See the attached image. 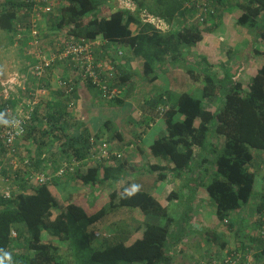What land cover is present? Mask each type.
<instances>
[{"label": "trees", "instance_id": "16d2710c", "mask_svg": "<svg viewBox=\"0 0 264 264\" xmlns=\"http://www.w3.org/2000/svg\"><path fill=\"white\" fill-rule=\"evenodd\" d=\"M64 1L66 5L61 7L60 15L50 14L49 27L57 32L67 30L81 39L105 40L101 46L106 51L104 57L107 56L116 72L110 85L122 88V93L103 97L90 79L82 85L96 90L114 105L130 103L136 107L155 98L150 102L155 115L143 120L141 144H148L150 152L168 160L169 166L155 165L152 170L161 180L173 172L178 176L189 172L193 183L207 191L220 221L228 219V225H235L233 214L244 209L254 194L258 154L264 153V0L236 4L241 10L238 24L256 28L252 34L256 39L252 54L243 65L256 67L257 72L246 83L234 80L238 67L235 73L225 70L220 77V73L212 70L214 64L208 58L204 64L201 56H192L193 59L187 56V47L198 43L203 36L199 27L189 24L183 0H134L138 8L134 12L119 8L113 0ZM108 1L111 4L102 11L101 5ZM23 9L22 4L13 0L6 4L0 10L1 31L12 32ZM143 9L163 17L172 28L159 31L144 22L139 14ZM120 46L140 57L135 69L124 68L121 57H125V52L118 53ZM173 67L182 73L174 79L175 86L153 95L160 74ZM79 85L67 94L60 88L62 98L83 96ZM216 98H221V104L213 109ZM164 102L170 106L158 118L156 109ZM64 107L65 104L48 102L41 109L38 106L35 120L46 108L47 123L39 120L23 137L35 146L29 157L36 170H43L42 156L56 145L63 157L82 160L93 146L91 138L100 141L101 133L94 134L75 118L72 120L77 124L76 129L71 132ZM5 117L2 105L0 121ZM111 123V120L105 122L112 132L107 142L121 139L118 128ZM5 151L0 142V171L7 172L1 159ZM111 160L115 161L114 165L108 164ZM128 164L124 157L112 156L110 160L91 164L87 172L78 168L73 173L84 185L117 183L109 195L102 192L96 199L87 189L74 198L71 195L64 198L58 180L33 186L29 191L22 183L24 190L12 199L0 195V264H71L72 260L65 258L61 249L62 241L68 242V248L80 252V256L87 252L91 264H171L168 254L171 228L177 221L173 213L180 204L182 187L167 186L170 206L164 205L152 191L134 187L132 179L126 176ZM257 198L253 207L258 212L259 226L260 213L264 212V190ZM121 208H126L139 221L138 225L127 234H105L104 223ZM190 210L188 202V211L180 219L188 223ZM13 230L16 237H12ZM96 231L102 237L100 242L96 241L99 238Z\"/></svg>", "mask_w": 264, "mask_h": 264}, {"label": "crops", "instance_id": "0c3cea01", "mask_svg": "<svg viewBox=\"0 0 264 264\" xmlns=\"http://www.w3.org/2000/svg\"><path fill=\"white\" fill-rule=\"evenodd\" d=\"M236 6L231 5L230 8H234ZM229 9V8H228ZM229 12V11H228ZM231 12V11H230ZM222 14L221 20L219 22H214V28L225 25L227 18V11ZM50 28L49 26H47ZM212 27V25H211ZM211 27L202 30V36L206 31H212L214 28ZM248 28V27H247ZM51 29V28H50ZM236 30L238 34L243 35V30H240L236 26ZM48 33V34H47ZM42 34L47 40L51 38L52 31L45 28L42 30ZM1 37H5L8 35L7 33L0 31ZM225 35V33L223 34ZM241 35V36H242ZM202 37V39H203ZM250 38V44L246 42V40L236 41L237 46H231V44H227L225 47L223 40L220 39L221 45L224 55L227 59H218V49L216 44L212 45L213 39L210 35H207L208 40L210 42L201 43L199 47L195 48L194 45H190L187 47L186 51L188 52L187 56H201L202 60H204V64H207L205 61L206 58L214 64L212 70L216 73H220V77L224 76V71L229 70L230 72L235 73L238 67L237 74L234 75L235 81H244V83L248 82L257 72L256 67H244L243 63L246 62L248 55L253 50V41L254 35L250 32L248 34ZM28 42H31V36L25 37ZM222 38V37H219ZM202 39L200 41H202ZM46 42L50 47L53 44L52 42L57 41L54 38H51V43L49 41ZM199 41V42H200ZM198 42V43H199ZM212 42V43H211ZM252 42V43H251ZM197 43V44H198ZM6 43L0 39V77L8 78L12 73L18 72L20 74H27L29 63H35L36 58L27 54V51L23 53H19L20 50H13V55H18L10 62L3 57V54L6 53ZM121 49L125 52V57H121L122 63L125 69H135L136 65L140 59L130 52L126 51V48L120 46ZM191 47V48H190ZM190 48V49H189ZM225 49V50H224ZM196 50H199L198 52ZM221 50V49H220ZM227 53V51H229ZM98 55L101 56V59L106 62L109 66H113L107 56L104 57V48H98ZM225 51V52H224ZM203 53V54H202ZM186 56V57H187ZM205 56V58L203 57ZM187 59V58H186ZM193 59V57L191 58ZM200 59V58H196ZM195 59V60H196ZM223 63V64H222ZM168 63H166V67ZM202 68H204L202 66ZM72 70L68 66H59L55 65L52 70L46 72L45 76L39 81L37 84L34 80H31V86L34 90L39 93L40 97V109L42 106H45V103H50V105L55 104H65L67 111V119L71 123L70 131L74 132L76 129V125L73 123L72 118L77 119L78 121H83L86 128H89L91 132L101 133V142L112 145L113 150H121L124 152V159L128 161L126 176L132 179L134 187L139 190L152 191L153 194L164 204L169 205L170 202L167 200V195L169 193V189L167 186L170 184L175 185L177 188L182 187V193L180 197V204L174 209V213L176 215V222L173 223L171 228V240L169 244V256L171 257V264H195L197 260L207 257L212 253H222L228 248H238L245 244L255 243L256 245L260 243L258 235V222L257 217L258 212L253 207L254 203L257 202L258 198L254 200L251 204V207H245L244 209L238 211L234 214V218H232L235 225H228L217 217L216 208L212 201L210 200L207 191L203 186H197L193 183L190 178L191 174L189 172L184 173L182 176L176 175L172 171L168 172L170 175L165 179H159L158 173L155 170H152L153 166L158 165L160 167L169 166V161L152 154L149 150L148 144H141V135L143 133L144 125L143 120L147 119L146 116H154V108H152L150 103H143L140 106H133L130 103H125L123 105H114L110 104L107 98H103L99 92L96 90H90L85 88L84 84L79 85V92L84 93V97L80 94L79 98H62L60 88L58 87L56 77L57 75L70 76ZM182 73L177 68H172L167 71H163L155 84V91L153 95L157 96L160 93L166 91L172 86H175L177 82H175L176 77H181ZM178 87V85H176ZM1 90V87H0ZM198 89H194L193 92H197ZM21 94V93H20ZM18 101L12 100V103L15 105ZM221 104V98H216L215 101L212 102V108L217 109ZM46 109V108H45ZM44 109V110H45ZM43 112H46L44 111ZM154 114V115H153ZM39 118V115H38ZM149 118V117H148ZM44 122L41 117L36 119L35 124L38 121ZM113 120L118 123V130L121 134V139L115 138L109 142L106 140L109 139L112 132L106 127L105 122ZM148 120V119H147ZM159 122V119L156 120ZM155 122V123H156ZM40 127L39 125H37ZM2 143V140L0 139ZM150 145V144H149ZM22 154L23 156L29 157L32 155V151L34 149L33 142L28 141L23 138L22 140ZM56 148H52L51 151L45 153L42 159L41 167L43 171H52L57 170L59 166L62 164V161L67 159L63 157L61 153H59L58 145ZM31 149V150H30ZM31 151V152H30ZM53 151H55L53 154ZM4 156V155H3ZM88 156V155H87ZM83 158V162L80 164L79 169L82 172H87L91 164L97 163L98 160L88 158ZM259 160L257 162V167L259 171L257 173V178L261 181V190L259 192H263L264 190V153L258 154ZM89 160H88V159ZM3 161V157L1 158ZM107 162V161H105ZM103 163L106 164V163ZM115 161H108V164L114 165ZM78 169V170H79ZM41 170V169H39ZM6 171L0 172V184L4 183V176L6 175ZM57 182H59L58 188L60 193L66 197L74 198L78 192L81 190H86L89 192L91 197L95 199L99 196L100 193H109L117 187V183L114 184H106L100 186L96 185H84L80 182L79 179H76V176L73 173H68L66 176L61 177ZM61 187V188H60ZM65 194V195H64ZM93 198V199H94ZM184 199V203H183ZM93 200L91 199V202ZM182 202V204H181ZM188 202L190 204L191 210L187 213L190 214L189 222H184L180 218L183 215L184 211H188ZM184 204V205H183ZM119 214V218L117 220H113L107 226L108 234H116L117 232L129 233L131 232L139 223L137 219L133 216L129 215L128 210L126 208H121L116 212ZM113 214V213H112ZM123 215V216H122ZM134 218V219H133ZM230 220V223L232 222ZM225 243V245H223ZM258 261L260 264H264V251L261 253V256ZM257 261V262H258Z\"/></svg>", "mask_w": 264, "mask_h": 264}, {"label": "built area", "instance_id": "2783aa9c", "mask_svg": "<svg viewBox=\"0 0 264 264\" xmlns=\"http://www.w3.org/2000/svg\"><path fill=\"white\" fill-rule=\"evenodd\" d=\"M10 1L0 0V10ZM13 1L22 4L24 9L16 19V26L10 34L14 35L17 40L31 36L32 41L29 42L30 47L27 54L36 58V62L29 63L27 74L15 72L8 78L0 77V106L4 105L6 112L5 119L0 121V139L6 150L2 168L7 170L4 183L0 185V195L5 199H12L19 191H23L22 183L26 185L28 191L33 186L53 183L68 173H74L84 161L83 159L78 160L76 157L68 158L62 161L57 170L49 172L36 170L31 158L23 156L21 151L23 137L35 124L37 108L41 105L39 93L31 86V80L39 84L46 72L52 70L55 65H61L68 66L72 70L69 77L59 74L56 77L58 87L66 94L72 93L76 85L89 79L99 88L103 97L117 96L122 93V88L110 85L112 77L116 74L114 66H109L98 55L97 50L105 43V40L99 38L81 39L67 30L58 32L51 30L52 34L50 35L57 41H54L51 47L46 42L45 37L48 33L44 36L42 30L48 29L50 14L60 15L61 7L66 5L64 0ZM113 1L119 8L132 12L138 10L134 0ZM243 1L247 0H183V10L186 11L189 24L205 30L214 22L221 20L222 14L228 10L227 6ZM110 4V1L108 4H102V11ZM29 7L30 9H28ZM139 14L144 22L151 23L159 31L165 32L171 28L169 22L159 15L144 9ZM118 53L124 54L121 47L118 48ZM77 80L81 82H77ZM12 100L18 101L17 104L14 105ZM169 106L168 102H164L157 107L158 118L166 112ZM40 117L47 123L46 112L39 113ZM150 125L152 126L153 123ZM90 141L93 146L90 148L88 158L101 161L110 160L112 156L124 157L123 151L113 150L110 144L98 141L94 137ZM260 218L259 244L250 243L238 248H228L221 254H209L207 257L197 260L196 264H260L258 257L264 251V212L260 213ZM228 222L229 220L226 219L225 223ZM95 234L100 235V232L96 231ZM16 236L17 232L13 230L12 237Z\"/></svg>", "mask_w": 264, "mask_h": 264}, {"label": "rangeland", "instance_id": "374dc122", "mask_svg": "<svg viewBox=\"0 0 264 264\" xmlns=\"http://www.w3.org/2000/svg\"><path fill=\"white\" fill-rule=\"evenodd\" d=\"M231 5H233V4H230L229 6H227L226 8H229L228 10H227V13L228 14H226L227 15V18H226V23H225V25H221V26H218V27H216V28H214L212 31H206V33H204L203 35H205L204 37H203V39H202V41H200L198 44L197 43H195L194 44V46L193 47H195V48H197V47H199L200 46V44L203 42V43H205V42H210V40H208V38H207V35H210V37L213 39V42L215 41L216 43H212V45L213 46H215L214 44H216V46H217V48H219L220 46H221V48H219L218 49V59H227V57L224 55V53H223V50H222V48L225 46V47H227V44H231V46L232 45H234L235 47L237 46V44H236V41L238 42V41H242V40H246V42L248 43V44H250V38L248 37V34H249V32L251 33V34H254L253 32H255L254 30H256V28H252V29H250V28H247L245 25H240V24H238V22H237V19H238V17L240 16V14H241V10H239L238 8H237V5L236 4H234L236 7H234L233 9L232 8H230V6ZM229 11V12H228ZM231 11V12H230ZM225 14V13H224ZM236 26L240 29V30H243L244 32H243V35L242 34H238L237 33V30H236ZM249 27H250V25H249ZM172 28V27H171ZM50 31H51V29L50 28H48ZM225 33V35H223ZM242 35V36H241ZM53 37V36H52ZM51 37V38H52ZM219 37H222V38H219ZM2 38V41H4L5 43H6V48L8 47V49H6V53L7 54H3V57L5 58V59H7V60H10V62H12L13 60H15V58H13V57H17L18 55H13V50L12 49H14V50H16V52H17V50H20L19 51V53L21 54V53H23L24 51H25V49L26 50H28L29 49V47H30V45H29V42L27 41V39L26 38H19L18 40L15 38V36L14 35H12V34H8L7 36H6V38L5 37H1V35H0V39ZM51 38H49L48 40L45 38V40H47V41H50L51 40ZM220 39L221 40H223L222 42H224V46L223 45H221V41H220ZM254 40H256L255 38H253V41ZM252 43V42H251ZM256 45V44H255ZM257 46V45H256ZM224 47V48H225ZM191 48V47H190ZM189 48V49H190ZM221 49V50H220ZM225 50V49H224ZM197 52L199 51V50H196ZM225 52V51H224ZM227 53H228V51H227ZM203 54V53H202ZM251 54V53H250ZM249 54V55H250ZM248 55V56H249ZM192 58V57H191ZM195 62V61H194ZM195 93H198V91L197 92H195ZM117 122L119 123V121L117 120ZM117 122H115L114 120H113V122L111 123L114 127H118V123ZM258 176V175H257ZM0 185H2V184H0ZM261 185H262V183H261V181H259V179L256 177V184H255V187H254V194H253V196H252V198H251V200L249 201V203H248V205L246 206V207H251V204L254 202V200H256V198H257V194L259 193V191L261 190ZM61 188V187H60ZM65 195V194H64ZM183 203H184V199H183ZM181 204H182V202H181ZM184 205V204H183ZM117 211H115L112 215H111V217H110V219H107V221L104 223V225H105V228L107 227V226H109V224L111 223V222H113V220H117L118 218H119V214H117L116 213ZM123 216V215H122ZM233 217H234V214H233ZM104 228V227H103ZM102 228V229H103ZM104 228V229H105ZM106 230V231H105ZM104 231H105V234L106 233H108L107 232V230H108V228H106ZM109 231V230H108ZM102 235V234H101ZM101 239H102V237L99 235V238L98 239H96V241L97 242H100L101 241ZM61 243V249H62V251H64V255H65V258H67V259H70V260H72V262H71V264H91L90 263V260H89V258H88V253L86 252L85 253V256H80V252H78V251H73V248L71 247V248H68V242H64V241H62V242H60ZM70 246V245H69ZM76 252H77V254H76ZM94 264H98V263H94ZM122 264V263H121Z\"/></svg>", "mask_w": 264, "mask_h": 264}, {"label": "clouds", "instance_id": "9594fccd", "mask_svg": "<svg viewBox=\"0 0 264 264\" xmlns=\"http://www.w3.org/2000/svg\"><path fill=\"white\" fill-rule=\"evenodd\" d=\"M5 123H7V121H4Z\"/></svg>", "mask_w": 264, "mask_h": 264}]
</instances>
